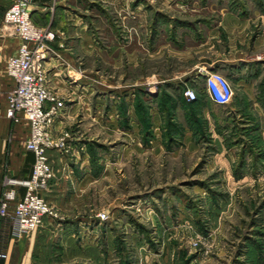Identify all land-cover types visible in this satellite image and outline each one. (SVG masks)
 Segmentation results:
<instances>
[{"label":"rangeland","instance_id":"obj_1","mask_svg":"<svg viewBox=\"0 0 264 264\" xmlns=\"http://www.w3.org/2000/svg\"><path fill=\"white\" fill-rule=\"evenodd\" d=\"M76 1L95 92L57 131L47 263L264 264V96L211 129L178 82L205 61L264 62V0Z\"/></svg>","mask_w":264,"mask_h":264},{"label":"crops","instance_id":"obj_2","mask_svg":"<svg viewBox=\"0 0 264 264\" xmlns=\"http://www.w3.org/2000/svg\"><path fill=\"white\" fill-rule=\"evenodd\" d=\"M12 2L13 0H0V197L4 190V179L6 177L27 179L34 161L33 154L25 147L30 130L28 122L26 120L13 122L6 116L7 92L13 85L12 79L6 73V63L8 58L16 52L19 44L12 29L2 23L3 13ZM56 2L55 7H52L53 0H34L30 8L32 20L37 26L49 27L64 35L62 38L64 46L61 47L58 41L51 43L52 52H49L45 61L48 85L63 102V108L55 124V135L69 112L74 113L80 106L89 107L87 100L95 92L94 88H90L92 87L90 82L93 81L91 77L84 74V71H78L76 65L83 62L85 55H89L85 49H90L92 52L96 50L94 33L87 27L84 18L75 12L77 6L80 7L81 4L77 1L74 2V6L65 4L63 0ZM255 61L247 57L205 61L199 67L195 66L189 74L185 73L182 80H178L179 84L183 85L182 94L187 88L193 89L196 81L193 77L194 73L197 80L201 81L202 93L194 90L198 102L192 107L202 106L203 116L208 120L211 129L216 122L222 124L227 119L228 121L234 119L237 115L247 117L248 112L244 106L248 103H251L259 114L262 112L260 99L264 96V76H261L263 73L258 67H264V62ZM200 69L219 72L230 82L231 88L232 85L237 87L238 92L234 97L232 95L229 103L220 105L209 98L202 76L199 75ZM182 97L184 104L191 102L185 98L184 94ZM223 126H226V123ZM192 143L191 132L188 130L185 144ZM55 152L56 150L48 151L53 178L48 188L41 194L48 203L58 205L61 175H57L54 167ZM23 193L24 188L18 187L16 199L22 197ZM11 212L12 208L9 209L10 214ZM11 223V218L0 217V253L6 254L5 259H0V264H48L47 261L52 255V241L54 237L58 240L53 232L52 218H45L38 230L19 237L12 236ZM61 236H63L61 242L65 241V237H68L69 241L72 240L68 234Z\"/></svg>","mask_w":264,"mask_h":264},{"label":"built area","instance_id":"obj_3","mask_svg":"<svg viewBox=\"0 0 264 264\" xmlns=\"http://www.w3.org/2000/svg\"><path fill=\"white\" fill-rule=\"evenodd\" d=\"M33 1L13 0L2 17V23L10 27L19 40L16 52L6 63V73L13 81L7 92L6 116L13 122H28L30 130L25 147L34 157L27 179L6 177L3 183L0 217L11 218V234L15 237L38 230L45 218H52L51 207L41 193L53 178L48 151L58 150L62 143L54 131L63 102L51 91L43 67L45 58L52 52L49 43L54 33L33 22L30 10ZM199 75L213 102L220 105L230 102L232 88L221 73L200 69ZM183 94L188 101L196 98L191 88L185 89ZM18 187H23L24 193L16 199ZM5 258L6 254L0 253V259Z\"/></svg>","mask_w":264,"mask_h":264},{"label":"trees","instance_id":"obj_4","mask_svg":"<svg viewBox=\"0 0 264 264\" xmlns=\"http://www.w3.org/2000/svg\"><path fill=\"white\" fill-rule=\"evenodd\" d=\"M198 101H197V96H196V98L194 99V100H191V102H188L189 103V105H195L196 103H197Z\"/></svg>","mask_w":264,"mask_h":264}]
</instances>
